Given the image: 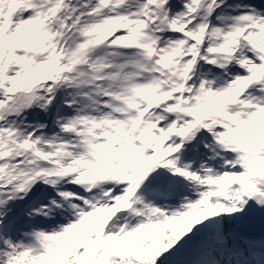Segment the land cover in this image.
Instances as JSON below:
<instances>
[{
  "label": "snow or ice",
  "instance_id": "obj_1",
  "mask_svg": "<svg viewBox=\"0 0 264 264\" xmlns=\"http://www.w3.org/2000/svg\"><path fill=\"white\" fill-rule=\"evenodd\" d=\"M0 264H264V0H0Z\"/></svg>",
  "mask_w": 264,
  "mask_h": 264
}]
</instances>
